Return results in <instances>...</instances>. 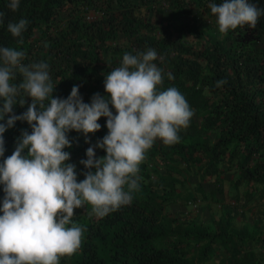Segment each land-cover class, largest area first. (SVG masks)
<instances>
[{
  "label": "trees",
  "instance_id": "16d2710c",
  "mask_svg": "<svg viewBox=\"0 0 264 264\" xmlns=\"http://www.w3.org/2000/svg\"><path fill=\"white\" fill-rule=\"evenodd\" d=\"M222 2L174 0V5L186 13L191 7L206 6L211 13L208 5ZM249 2L264 11V0ZM9 3L0 0L4 13L0 48L24 51V65L47 63L53 98L67 99L77 86L83 102L90 103L94 87L104 85L105 76L121 65L124 54L153 49L157 53L153 63L164 78L158 90L177 88L194 113L187 128L179 130L178 143L164 145L156 140L146 151L139 165V188L131 194L130 204L102 218L84 212L75 220L83 229L80 247L59 264H207L217 255L221 258L214 264H264V236L235 227L229 213L209 228L194 218L178 220L167 211L171 203L190 194L189 179L198 176L201 192L202 182L219 181L231 169L236 173L233 187L257 186L264 201V14L255 28L237 27L222 41L195 47L176 38L169 44L147 38L152 26L138 18L134 0H19L15 12ZM85 12L94 15L85 19ZM20 19L28 24L21 37H13L7 26ZM119 36L127 45L118 41ZM169 74L174 78L169 80ZM21 80L17 74L12 83ZM219 80L226 83L216 87ZM21 98H25L23 106ZM16 101L12 114L19 116L31 100L21 93ZM98 123L100 130L87 136L67 134L71 146L64 151L69 159H76L77 182L88 171L80 163L86 150L107 135L106 118ZM22 132L31 134V127L21 120L4 132L0 163L14 152ZM105 154L95 148L96 158ZM3 198L0 185V206ZM260 216L264 219V214Z\"/></svg>",
  "mask_w": 264,
  "mask_h": 264
},
{
  "label": "clouds",
  "instance_id": "9594fccd",
  "mask_svg": "<svg viewBox=\"0 0 264 264\" xmlns=\"http://www.w3.org/2000/svg\"><path fill=\"white\" fill-rule=\"evenodd\" d=\"M8 7L15 12L19 0H10ZM208 7L221 34L245 25L255 28L264 14L249 0H223ZM3 18L0 12V23ZM27 24L26 19H20L9 23L7 30L13 37H21ZM24 57V51L0 48V120L9 116L6 123H0V157L8 128L17 120L31 127V134L22 132L14 152L0 163L4 192L0 264H59L81 244L83 229L68 226L75 210L89 205V215L102 218L130 204L131 194L139 188V165L146 151L156 140L164 145L178 143L179 130L187 128L194 113L177 88L158 90L164 78L153 63L157 58L153 49L124 54L121 65L105 76L106 97L94 94L87 104L78 95L77 86L67 99L53 98L48 64L24 65ZM17 74L22 80L14 84ZM173 78L168 75L169 80ZM225 83L219 80L216 87ZM21 93L31 104L17 116L12 113ZM19 104L23 106L25 98ZM101 117L106 118L107 135L86 150V159L80 163L88 171L77 182L75 166L65 163L70 154L64 149L71 146L67 134L95 133L101 128ZM95 148L104 150L105 156L96 158Z\"/></svg>",
  "mask_w": 264,
  "mask_h": 264
},
{
  "label": "rangeland",
  "instance_id": "374dc122",
  "mask_svg": "<svg viewBox=\"0 0 264 264\" xmlns=\"http://www.w3.org/2000/svg\"><path fill=\"white\" fill-rule=\"evenodd\" d=\"M134 2L137 5L135 12L138 18L150 21L152 26L147 38L153 36L167 44L172 43L176 38L184 44L198 47L206 42L222 41L230 32V30L226 34L219 32L216 17L208 11L206 6L191 7L186 13L174 5V0H134ZM85 14V19H91L94 15L92 12H85ZM174 27H177V31ZM140 33L144 36L146 34L145 31ZM117 39L122 45L128 43L121 36ZM93 92L104 96V85L94 87ZM109 107L115 115L111 105ZM211 134L213 136V133ZM159 144L163 143L159 140ZM65 163L78 166L75 158ZM235 175V169H231L223 173L219 181L213 182V179H209L202 182L203 195L202 191L198 190L200 185L198 176L189 179L187 190L190 194L184 200L171 203L167 211L178 220L194 218L197 223L209 228H213L222 216L229 213L230 222L235 227H244L249 232L264 236V219L260 216L261 213L264 214V201L258 197L257 186L249 190L242 185L233 187L231 181ZM196 202L197 205H194ZM90 211L91 208L88 205L76 209L71 226L75 225L77 218L82 217V213L89 214ZM80 220L84 223L86 218ZM220 258L221 256L217 255L207 264H214Z\"/></svg>",
  "mask_w": 264,
  "mask_h": 264
},
{
  "label": "built area",
  "instance_id": "2783aa9c",
  "mask_svg": "<svg viewBox=\"0 0 264 264\" xmlns=\"http://www.w3.org/2000/svg\"><path fill=\"white\" fill-rule=\"evenodd\" d=\"M87 17V16H86ZM194 205H197V202L196 203H194Z\"/></svg>",
  "mask_w": 264,
  "mask_h": 264
}]
</instances>
